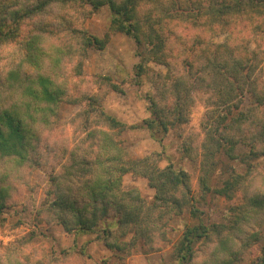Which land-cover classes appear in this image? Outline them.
Segmentation results:
<instances>
[{
	"label": "trees",
	"instance_id": "1",
	"mask_svg": "<svg viewBox=\"0 0 264 264\" xmlns=\"http://www.w3.org/2000/svg\"><path fill=\"white\" fill-rule=\"evenodd\" d=\"M147 1L151 2L147 3L148 9ZM104 7L112 15L110 32L123 33L135 41L139 58L136 77L141 79L152 73L151 63L170 69L167 46L172 36L179 39L172 27L174 21L188 22L211 38L225 36V42L220 44L207 42L203 35L197 37V48L185 64V74H157L154 80L157 95L150 98L149 106L153 118L145 120L142 126L159 139L157 134H167L187 124L192 94L202 91L214 109L205 115L200 183L203 191L221 194L242 182V175L221 165L223 157L253 169L264 158V90L256 77L264 60V0H174L172 7H164L162 0H0V48L24 39L20 60L5 73L0 72V165L14 169L40 166L42 140L58 125L60 104L85 101L87 107L81 115L87 138L83 147L91 148V153H72L64 171L52 176L48 192L52 200L47 212L69 234L95 233L102 224L115 218L114 224L102 230V240L108 248L130 255L140 241L151 240V228L159 231L165 227V216L174 211L197 215L189 175L173 166L161 168L150 158H127L125 149L112 135L116 130L125 131L126 124L102 109L100 95L85 94L77 99L69 93L65 58L71 60L92 47L104 50L109 35L99 39L84 32L76 47L49 45L48 49L45 39L38 34L44 30L42 25L31 35L24 32L28 21L50 11L67 16L77 8L95 12ZM252 43L255 48H250ZM190 76L196 85L191 84ZM102 78L108 80L105 85L111 90L122 92L119 86L110 83V78ZM246 93L254 99V106L243 110L241 104ZM45 151L51 149L45 147ZM220 167L231 179L225 181L226 189L213 190L210 173ZM129 173L146 178L156 191L152 205L141 198L138 190L124 188L123 178ZM8 191L7 186L0 190V212L10 195ZM239 228L242 227L229 230L237 233ZM209 230L204 224L184 230L175 248L180 264H193V247L209 237ZM231 232L228 238L233 243L235 235ZM130 234L132 238L126 242ZM230 241L220 252L233 253ZM248 243L259 244L260 249L245 264H264V227L251 234Z\"/></svg>",
	"mask_w": 264,
	"mask_h": 264
},
{
	"label": "rangeland",
	"instance_id": "2",
	"mask_svg": "<svg viewBox=\"0 0 264 264\" xmlns=\"http://www.w3.org/2000/svg\"><path fill=\"white\" fill-rule=\"evenodd\" d=\"M173 2L174 0H162L164 7H172ZM147 3L151 2H145L148 9ZM146 8H142V11H146ZM55 12L50 11L34 17L26 23L27 28L24 32L31 35L42 25L44 30H40L38 34L45 39L48 49L49 45L67 47L71 44L76 47L84 32L99 39H105L109 35V42L104 50L92 47L86 53L84 51L77 53L79 57L75 55L71 60L65 58L64 75L68 76L71 86L69 93L77 99L85 94L100 95L102 109L126 124L125 131L116 130L112 135L125 149L127 158L131 160L150 158L152 163L161 168L173 166L178 171H185L190 178L191 196L198 213L192 217L189 211L183 214L174 211L171 216H165L163 219L165 227L159 231L154 230L155 232L151 228L153 235L150 237L151 240L140 241L131 250L130 255L108 248L102 240L104 238L102 230L114 224L115 218L102 224L95 233H67L53 215L47 212L52 200L48 196L52 176L64 171L63 166L69 163L72 153L87 155L91 153V148L83 147L87 132L83 127L84 118L81 113L87 107V103L63 102L58 110V125L54 130L48 131L42 140L41 165L21 169L8 167L7 164L0 165V190L7 186L10 193L4 210L0 212V262L180 264L175 255V248L188 226L200 224L210 229V235L194 245L193 264H220L229 260H234L235 264L250 262L260 248L259 244L249 246V237L261 226L264 227V158L258 160L253 169L240 161L235 162L223 157L221 165L242 175V182L235 189H229L221 194L202 190L200 178L205 141V115L209 109H214L211 106L212 101L202 95V91L192 94L191 114L187 124L171 129L167 134H157L160 136L159 139L154 138L153 133L146 127H142L145 120L153 118L149 106L150 98L157 95L154 86L157 74L163 73L164 76L185 74V64L190 61L191 54L197 48V37L203 35L207 42L220 44L225 42V36L211 38V35L201 34L198 28H193L188 22L174 21L172 27L179 35V39L176 40L174 39L176 37L172 36L167 46L170 69L151 63L149 66L152 73L141 79L136 77V66L139 64L136 43L123 33L110 32L112 15L108 7L95 12L90 8H77L70 11L67 16L57 10ZM23 41L24 39H19L0 48V72L5 73L20 60ZM250 48H255L254 43ZM102 77L110 78V83L119 86L122 92L111 90L109 85H105L109 84L108 80ZM256 77L260 89L264 90V60L259 64ZM190 82L196 85V80L192 76ZM253 100L251 95L246 93L241 104L242 109L252 108ZM45 147L51 151L47 153ZM229 177L221 171V167L210 173L211 188L226 189L225 181L230 180ZM123 185L126 190H138L148 205L154 203L156 191L150 187L146 178L129 173L124 176ZM235 226L242 228H239L237 233L229 230ZM230 232L235 235L233 243L228 238ZM131 238L132 234L127 237L126 242ZM228 241L232 243L231 255L220 252V248L228 245ZM245 242L247 245L243 246Z\"/></svg>",
	"mask_w": 264,
	"mask_h": 264
}]
</instances>
